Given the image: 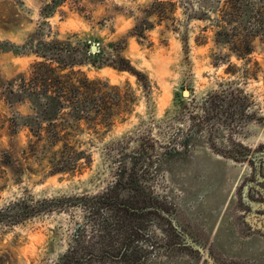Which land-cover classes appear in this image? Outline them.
<instances>
[{"label": "rangeland", "instance_id": "1", "mask_svg": "<svg viewBox=\"0 0 264 264\" xmlns=\"http://www.w3.org/2000/svg\"><path fill=\"white\" fill-rule=\"evenodd\" d=\"M218 1L0 0V209L41 207L0 222V264H264V40L219 35ZM40 41L89 51L101 66L76 70L128 99L108 89L112 116L80 125L74 170L53 172L62 144L30 147L19 85Z\"/></svg>", "mask_w": 264, "mask_h": 264}, {"label": "trees", "instance_id": "2", "mask_svg": "<svg viewBox=\"0 0 264 264\" xmlns=\"http://www.w3.org/2000/svg\"><path fill=\"white\" fill-rule=\"evenodd\" d=\"M64 2L65 0H50L45 15H53ZM209 10L217 15L216 27L219 35H227V29L232 27V35L242 31L247 33L248 38L262 36L264 40V0H219L205 11V16H208ZM75 51L70 42L31 43V52L40 61L33 64L31 77L24 78L19 85L22 97L32 104L35 112V116L26 119V126L36 139L30 147L34 149L39 143H44L42 149L50 151L62 144V149L65 150L55 165L59 166L58 169L53 172L65 171L67 165H72L74 170L78 162L85 158L83 152H77L74 148L76 146H71V139L80 131L82 123L97 129L104 125L106 116H112L108 113L109 107L104 105L109 99L108 89L114 92V99L118 103L128 100L122 96L119 86L110 87L99 80L90 79L80 69L76 70V67L89 63L95 67L101 65L90 59L89 51L84 52L81 61L74 55ZM112 66L121 71L135 72L129 66ZM58 155L59 151L49 160H57ZM67 200L53 199L43 203H46L45 207L53 210ZM116 206L132 214L133 209L129 204L117 202ZM16 208L17 211L14 210ZM40 208V203L27 206L24 200L19 201L0 209V222L17 223L36 215ZM76 263L79 264V260Z\"/></svg>", "mask_w": 264, "mask_h": 264}, {"label": "flooded vegetation", "instance_id": "3", "mask_svg": "<svg viewBox=\"0 0 264 264\" xmlns=\"http://www.w3.org/2000/svg\"><path fill=\"white\" fill-rule=\"evenodd\" d=\"M263 157H261V159H262ZM257 177H255V176H253L252 177V179L253 180H255L253 183H255V184H257L258 185V189L257 190H255V192H257V199H259V200H263L264 199V190H263V188H264V183L263 182H258V180L256 179ZM247 183H249V180L247 181ZM260 187H262V188H260ZM259 200H256V201H259ZM260 202V201H259Z\"/></svg>", "mask_w": 264, "mask_h": 264}, {"label": "water", "instance_id": "4", "mask_svg": "<svg viewBox=\"0 0 264 264\" xmlns=\"http://www.w3.org/2000/svg\"><path fill=\"white\" fill-rule=\"evenodd\" d=\"M91 50H92L93 52H96V51H97V47H96V46H92Z\"/></svg>", "mask_w": 264, "mask_h": 264}, {"label": "bare ground", "instance_id": "5", "mask_svg": "<svg viewBox=\"0 0 264 264\" xmlns=\"http://www.w3.org/2000/svg\"><path fill=\"white\" fill-rule=\"evenodd\" d=\"M185 96H188V93H185Z\"/></svg>", "mask_w": 264, "mask_h": 264}]
</instances>
